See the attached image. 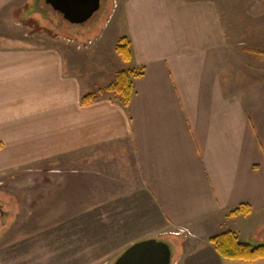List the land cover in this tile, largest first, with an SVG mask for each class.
<instances>
[{
	"label": "crops",
	"instance_id": "crops-1",
	"mask_svg": "<svg viewBox=\"0 0 264 264\" xmlns=\"http://www.w3.org/2000/svg\"><path fill=\"white\" fill-rule=\"evenodd\" d=\"M15 1L0 0V10ZM122 16L125 69H142L127 108L108 94L81 104L93 91L65 71L56 46L1 37L0 171L72 153L96 161L117 144L132 150L164 221L193 234L173 264H264L205 244L223 218L254 220L243 240L226 230L240 241L264 229V54L239 74L238 27L216 0H124ZM239 204L251 212L229 217Z\"/></svg>",
	"mask_w": 264,
	"mask_h": 264
},
{
	"label": "rangeland",
	"instance_id": "rangeland-1",
	"mask_svg": "<svg viewBox=\"0 0 264 264\" xmlns=\"http://www.w3.org/2000/svg\"><path fill=\"white\" fill-rule=\"evenodd\" d=\"M216 1L224 20L238 27L234 38L243 73L262 61L264 0ZM123 2L100 0L89 19L72 23L46 0H16L0 10V39L20 35L56 46L65 71L75 73L96 97L107 95L106 86L126 68L115 52L117 42L109 41L124 34ZM103 153L96 161L78 162L84 157L72 153L0 171V264H113L130 244L150 237L169 244L173 264L193 234H177L181 227L161 217L142 189L132 150L110 144ZM253 221L223 218L209 233L233 229L243 240ZM245 240L264 243V229Z\"/></svg>",
	"mask_w": 264,
	"mask_h": 264
},
{
	"label": "trees",
	"instance_id": "trees-1",
	"mask_svg": "<svg viewBox=\"0 0 264 264\" xmlns=\"http://www.w3.org/2000/svg\"><path fill=\"white\" fill-rule=\"evenodd\" d=\"M115 52L122 61L128 62L132 55L129 41L126 37L118 39ZM142 74V69H121L115 74L111 83L104 91L112 100L117 101L122 107L127 108L131 94L133 92L132 81L135 77ZM96 95L93 92L85 93L80 98V103L85 105L95 100ZM251 208L247 204H239L228 212L229 217L237 215H248ZM208 241L214 246L215 251L223 258L229 260L256 261L264 260V244L252 245L246 241H240L233 231H223L209 237Z\"/></svg>",
	"mask_w": 264,
	"mask_h": 264
},
{
	"label": "water",
	"instance_id": "water-1",
	"mask_svg": "<svg viewBox=\"0 0 264 264\" xmlns=\"http://www.w3.org/2000/svg\"><path fill=\"white\" fill-rule=\"evenodd\" d=\"M46 3L72 23L86 21L100 6V0H46ZM171 255L168 243L150 237L130 244L113 264H170Z\"/></svg>",
	"mask_w": 264,
	"mask_h": 264
},
{
	"label": "built area",
	"instance_id": "built-area-1",
	"mask_svg": "<svg viewBox=\"0 0 264 264\" xmlns=\"http://www.w3.org/2000/svg\"><path fill=\"white\" fill-rule=\"evenodd\" d=\"M180 233H187V234H189V230H188V228H186V227H181V228L177 231V234H180Z\"/></svg>",
	"mask_w": 264,
	"mask_h": 264
}]
</instances>
